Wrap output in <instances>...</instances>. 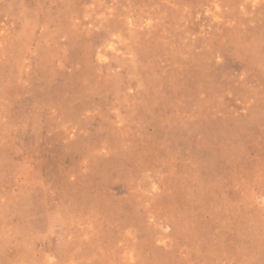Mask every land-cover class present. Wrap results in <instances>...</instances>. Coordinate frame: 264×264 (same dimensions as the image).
I'll return each mask as SVG.
<instances>
[{"label":"rangeland","instance_id":"rangeland-1","mask_svg":"<svg viewBox=\"0 0 264 264\" xmlns=\"http://www.w3.org/2000/svg\"><path fill=\"white\" fill-rule=\"evenodd\" d=\"M0 264H264V0H0Z\"/></svg>","mask_w":264,"mask_h":264}]
</instances>
